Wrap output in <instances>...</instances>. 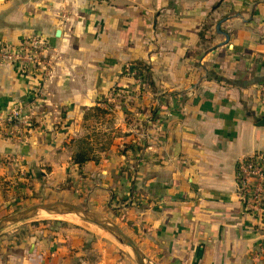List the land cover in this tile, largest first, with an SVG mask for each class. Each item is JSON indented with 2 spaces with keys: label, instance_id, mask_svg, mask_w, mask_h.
Wrapping results in <instances>:
<instances>
[{
  "label": "crops",
  "instance_id": "0c3cea01",
  "mask_svg": "<svg viewBox=\"0 0 264 264\" xmlns=\"http://www.w3.org/2000/svg\"><path fill=\"white\" fill-rule=\"evenodd\" d=\"M38 35L42 64L0 65V220L64 202L111 221L146 264H264L235 194L236 162L264 152V0H0V40ZM0 264L136 263L55 221L2 234Z\"/></svg>",
  "mask_w": 264,
  "mask_h": 264
},
{
  "label": "built area",
  "instance_id": "2783aa9c",
  "mask_svg": "<svg viewBox=\"0 0 264 264\" xmlns=\"http://www.w3.org/2000/svg\"><path fill=\"white\" fill-rule=\"evenodd\" d=\"M47 51V42L39 35L27 37L17 45H9L0 40V65H9L19 72H26L42 64ZM127 73L134 78L139 92L142 91L145 85L143 77L131 68L127 69ZM118 96H123L121 91H115L111 95L112 98ZM16 117L17 113H12L8 122ZM235 194L243 212L258 221L264 236V152L253 153L236 162ZM262 249L264 250V243L259 254L262 253Z\"/></svg>",
  "mask_w": 264,
  "mask_h": 264
},
{
  "label": "water",
  "instance_id": "95a60500",
  "mask_svg": "<svg viewBox=\"0 0 264 264\" xmlns=\"http://www.w3.org/2000/svg\"><path fill=\"white\" fill-rule=\"evenodd\" d=\"M257 127H264V118L261 119ZM52 212L57 215H72L81 221L89 224H93L101 229H103L107 234L113 237L117 242H119L123 248H129L133 254V259L136 264H146L142 256V253L134 242L124 234L116 225H114L108 219H105L97 214H94L86 209H82L75 205H71L64 202H54L49 204H41L30 207L26 210L19 211L13 215L5 217L0 220V230L8 224H13L20 222L28 217H31L33 214L38 212Z\"/></svg>",
  "mask_w": 264,
  "mask_h": 264
},
{
  "label": "rangeland",
  "instance_id": "374dc122",
  "mask_svg": "<svg viewBox=\"0 0 264 264\" xmlns=\"http://www.w3.org/2000/svg\"><path fill=\"white\" fill-rule=\"evenodd\" d=\"M52 202H47V201H32V202H27L24 205L16 208L14 211L8 212L5 215H3V217L1 218H5L8 217L10 215H13L19 211H23L26 210L30 207L36 206V205H41V204H49ZM54 203V202H53ZM55 221H67V222H74V223H84L89 225L90 227H93L94 229H98L99 227L93 225V224H89V223H85L83 221H81L80 219L72 216V215H57L55 213L52 212H38L33 214L31 217H28L24 220H21L20 222L17 223H13V224H8L5 225L1 230H0V237L2 236V234H7L8 232L10 233L14 228H24L26 225H28V223L33 224H39V223H47V222H55ZM96 227V228H95ZM100 229V230H99ZM98 230L103 232L105 235H107L109 237V234H107V232H105L103 229L99 228ZM113 240H115L112 237ZM116 241V240H115ZM117 242V241H116ZM119 245H121L119 242H117ZM126 251H128L131 256H133L131 250L129 248H124Z\"/></svg>",
  "mask_w": 264,
  "mask_h": 264
},
{
  "label": "trees",
  "instance_id": "16d2710c",
  "mask_svg": "<svg viewBox=\"0 0 264 264\" xmlns=\"http://www.w3.org/2000/svg\"><path fill=\"white\" fill-rule=\"evenodd\" d=\"M131 70H135L140 77H144V76H149L150 67L145 63L137 62L131 67ZM128 148L130 147H125L123 153H125V151ZM84 160H85L84 153H80L75 156V161L77 163L83 162Z\"/></svg>",
  "mask_w": 264,
  "mask_h": 264
},
{
  "label": "bare ground",
  "instance_id": "6f19581e",
  "mask_svg": "<svg viewBox=\"0 0 264 264\" xmlns=\"http://www.w3.org/2000/svg\"><path fill=\"white\" fill-rule=\"evenodd\" d=\"M95 228H96V227H95ZM98 229H99V228H98ZM99 230H100V229H99ZM99 230H98V231H99ZM101 231H102V230H101ZM101 231H100V232H101Z\"/></svg>",
  "mask_w": 264,
  "mask_h": 264
}]
</instances>
